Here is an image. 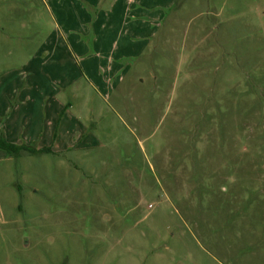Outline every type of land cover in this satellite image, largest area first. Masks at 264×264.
I'll return each instance as SVG.
<instances>
[{"label": "rangeland", "instance_id": "374dc122", "mask_svg": "<svg viewBox=\"0 0 264 264\" xmlns=\"http://www.w3.org/2000/svg\"><path fill=\"white\" fill-rule=\"evenodd\" d=\"M62 9L0 0V132L55 148L0 149V264H264V0H175L95 85Z\"/></svg>", "mask_w": 264, "mask_h": 264}, {"label": "crops", "instance_id": "0c3cea01", "mask_svg": "<svg viewBox=\"0 0 264 264\" xmlns=\"http://www.w3.org/2000/svg\"><path fill=\"white\" fill-rule=\"evenodd\" d=\"M49 1L51 2V11L55 14L61 6L63 7L62 18L66 27H69L70 30H73L74 27L84 29L86 34L84 41L87 45L88 43L91 45V49L87 50L85 46L84 51L83 42L77 37H71L73 40L69 41V37L65 35L63 42L67 45L68 55L73 57L69 60L74 59V62H77L75 68H78L83 75L88 76V80L91 82L96 79V82L100 84L107 83L104 76L111 75V72H126L127 63L125 60L141 57L145 53L149 42L152 41V37L156 36L175 3V0H76L71 6L66 2L67 0ZM82 1L84 3L91 2L96 7H99L103 1L109 5L106 9L107 12L101 8L92 27V15ZM89 7L92 8L91 11H96L91 5ZM111 8L112 13L110 12ZM89 34L90 36H88ZM75 46H80V56L76 54ZM56 52H58V44L51 38L48 53ZM78 58H81L82 61ZM55 74L54 70H51V89L54 86V91L57 90L56 84L59 86L58 90H61L72 87L74 81L78 82V79L56 78ZM92 84L95 85L93 82ZM79 88L80 86H77L76 89ZM56 138L57 136H54V139ZM39 147H47V145L41 144ZM64 148L70 150L73 146L67 143Z\"/></svg>", "mask_w": 264, "mask_h": 264}, {"label": "trees", "instance_id": "16d2710c", "mask_svg": "<svg viewBox=\"0 0 264 264\" xmlns=\"http://www.w3.org/2000/svg\"><path fill=\"white\" fill-rule=\"evenodd\" d=\"M0 149L7 152L9 155L19 158L23 155L29 156H43L46 154H51L52 148L50 147H39L37 145L34 146H26V145H16L10 143L6 140L4 135L0 132Z\"/></svg>", "mask_w": 264, "mask_h": 264}]
</instances>
